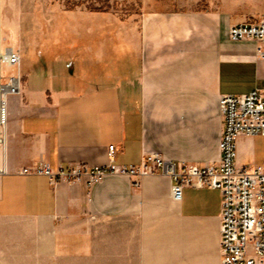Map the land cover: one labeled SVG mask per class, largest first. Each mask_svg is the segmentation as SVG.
Returning a JSON list of instances; mask_svg holds the SVG:
<instances>
[{
	"label": "crops",
	"instance_id": "0c3cea01",
	"mask_svg": "<svg viewBox=\"0 0 264 264\" xmlns=\"http://www.w3.org/2000/svg\"><path fill=\"white\" fill-rule=\"evenodd\" d=\"M261 15L264 0H177L148 10L122 50L86 34L90 44L30 70L8 99L0 146V258L220 264L217 189L185 186L174 199L168 175L108 174L87 196L84 178L53 185L22 170L106 165L110 145L117 164L150 152L218 163L219 97L264 89V42H232L228 28ZM235 147L237 168L264 167V135H239Z\"/></svg>",
	"mask_w": 264,
	"mask_h": 264
},
{
	"label": "built area",
	"instance_id": "2783aa9c",
	"mask_svg": "<svg viewBox=\"0 0 264 264\" xmlns=\"http://www.w3.org/2000/svg\"><path fill=\"white\" fill-rule=\"evenodd\" d=\"M232 42H264V15L257 19L232 24L228 28ZM1 46V44H0ZM256 53L264 58V49ZM13 69L6 75L3 68ZM21 54L13 47L0 48V146L4 147L8 122V99L21 91ZM224 116V129L219 143V161L211 165L178 164L165 160L158 153H146L137 165L117 164L116 147L108 146L109 162L102 166L85 163L70 164L67 169L52 170L48 164H38L22 173L47 175L51 184L61 180L85 179L87 196L105 175L141 178L165 174L173 184L174 199H180L182 188L208 187L220 193V264H264V167L239 169L236 166L235 141L239 135H264V89H253L242 95L219 97Z\"/></svg>",
	"mask_w": 264,
	"mask_h": 264
},
{
	"label": "rangeland",
	"instance_id": "374dc122",
	"mask_svg": "<svg viewBox=\"0 0 264 264\" xmlns=\"http://www.w3.org/2000/svg\"><path fill=\"white\" fill-rule=\"evenodd\" d=\"M177 0H0V48L13 47L21 54V81L30 70L41 71L73 54L78 44H90L86 34L107 37L103 50L130 45L144 14L169 8ZM257 19V18H255ZM254 20V19H253ZM99 46L101 42L97 43ZM13 70V69H12ZM4 67L6 75L12 71ZM0 264H119L120 261H10Z\"/></svg>",
	"mask_w": 264,
	"mask_h": 264
},
{
	"label": "bare ground",
	"instance_id": "6f19581e",
	"mask_svg": "<svg viewBox=\"0 0 264 264\" xmlns=\"http://www.w3.org/2000/svg\"><path fill=\"white\" fill-rule=\"evenodd\" d=\"M0 34H1V31H0Z\"/></svg>",
	"mask_w": 264,
	"mask_h": 264
}]
</instances>
